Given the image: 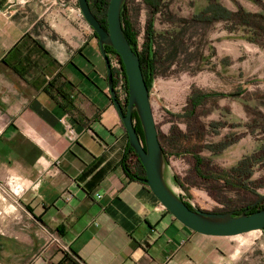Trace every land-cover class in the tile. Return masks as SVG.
Wrapping results in <instances>:
<instances>
[{"label":"crops","instance_id":"crops-1","mask_svg":"<svg viewBox=\"0 0 264 264\" xmlns=\"http://www.w3.org/2000/svg\"><path fill=\"white\" fill-rule=\"evenodd\" d=\"M205 2L193 18L237 11ZM26 35L47 55L30 42L12 52ZM99 53L77 0H0V264H226L213 237L180 225L124 172L128 138ZM57 75L73 86L74 111L48 88ZM10 179L24 190L14 195Z\"/></svg>","mask_w":264,"mask_h":264},{"label":"rangeland","instance_id":"rangeland-1","mask_svg":"<svg viewBox=\"0 0 264 264\" xmlns=\"http://www.w3.org/2000/svg\"><path fill=\"white\" fill-rule=\"evenodd\" d=\"M240 1L260 10L249 0L221 3L235 11ZM205 5V0H163L152 16L143 0H126L125 15L137 34L139 50L153 21L156 76L150 103L164 150L167 184L196 210L236 212L256 202V195H264V33L233 23H197L193 15ZM255 39L261 45L251 42ZM99 57L106 80L100 53ZM108 58L118 73L117 58ZM210 93L218 96L193 109L194 95ZM226 143L230 145L219 151ZM251 155L259 163L246 183L248 189L228 187L226 175ZM195 157L202 161L200 166ZM205 239H214L226 264H264V231Z\"/></svg>","mask_w":264,"mask_h":264},{"label":"water","instance_id":"water-1","mask_svg":"<svg viewBox=\"0 0 264 264\" xmlns=\"http://www.w3.org/2000/svg\"><path fill=\"white\" fill-rule=\"evenodd\" d=\"M126 0H110L107 11V28L101 26L93 15L88 0H77L78 9L85 22L96 34L100 54L106 68L110 99L128 136L130 148L145 171L143 184L160 205L183 227L205 237L230 238L254 231H264V209L252 214L208 213L190 210L166 182L165 157L158 139V131L150 103V93L143 78L140 60L126 39L120 13ZM104 47L112 48L120 58L127 81L128 98L125 110L117 99L112 68ZM140 122L143 140L137 134L133 113ZM264 200V195L253 204Z\"/></svg>","mask_w":264,"mask_h":264},{"label":"trees","instance_id":"trees-1","mask_svg":"<svg viewBox=\"0 0 264 264\" xmlns=\"http://www.w3.org/2000/svg\"><path fill=\"white\" fill-rule=\"evenodd\" d=\"M162 1L163 0H143V4L150 10V13L152 16L156 15L161 7H162ZM253 2L256 5H259L260 8L262 9L263 13L262 14H250L245 12L242 8H238L236 12H230L222 7L217 8L216 10L212 11L209 14V19L204 21L202 18L200 19H195L196 22H214V21H226L229 23H233L236 26L239 27H244V28H250L254 29L255 31H258L259 33H264V3H262L261 0H249ZM89 7L93 13V15L96 17L98 22L101 24L102 27L107 28V11L109 7L110 0H88ZM125 3L124 2L121 13H120V18H121V23L123 27V32L128 40L129 44L133 46V50L135 53L138 55L139 60H140V66L143 74L144 81L146 83V86L148 88L149 93L151 92L153 81L156 76V69H155V64H156V56L155 53L152 50V29H153V21H149L147 25V30H146V41L143 43L141 50L138 49V38L137 34L135 33L130 21L128 18H126L125 15ZM95 39L96 34L93 32ZM257 38L258 35H255ZM27 42H30L33 44L37 50L43 52L45 55H47L44 50L42 49L40 43L34 39H32L29 35H26L19 43L14 47L12 52L18 51L25 46ZM253 44L256 45H261V43L258 42L257 39L251 41ZM264 46V45H263ZM105 54L109 57L110 55H113L117 58L119 67H120V74L123 77V91L125 94V99L123 101H119L122 108L125 110L126 104H127V98H128V89H127V81L125 77V72L123 65L121 63L120 58L116 55L115 51L110 48V47H104ZM7 63L6 59H4V63ZM20 73V72H18ZM112 75H113V84L114 88H116V75L115 71L112 69ZM48 88L51 90H54L56 92V95L59 97L61 100L64 109L67 112L74 111V105L73 101L70 98V93L73 91V86L70 84L64 77L61 75H57L52 81L48 83ZM217 97L218 95L214 93L210 94H201V95H194L191 99V106L196 108L197 106L201 105L203 101L210 97ZM220 96V95H219ZM229 95H227L228 97ZM134 121V127L136 129L137 134L140 136V138L143 140V133H142V128L140 125V122L138 120L137 115L135 112L133 113L132 117ZM127 136V134H126ZM128 138V136H127ZM158 139H159V134H158ZM160 142V139H159ZM161 145V143H160ZM230 144L222 145L219 149V151L227 148ZM162 147V145H161ZM163 150V148H162ZM164 153V150H163ZM196 160V166L201 165V160L198 157H195ZM259 163V158L251 155V156H246L242 158L235 167H233L229 173L230 175H226L227 177L224 178L225 184L233 189L236 190H247L248 185L246 184L247 181L252 177V169ZM122 167L124 169V172L126 175L132 179H137L138 181H143L145 179V171L139 162L137 156L133 152V150L130 148V146H127L126 153L123 156L122 159ZM230 182L227 181V179ZM257 200L260 195H256ZM183 200L182 198H180ZM186 206L190 210H196L194 209L189 203L185 202ZM255 203V202H254ZM254 203L244 207L243 209L236 211V212H231L234 216L235 215H240L242 213H245L247 215L252 214L254 212H257L259 210L264 209V200L257 205H253ZM59 264H76L75 261H72V259H69L67 256L64 257V259L59 263Z\"/></svg>","mask_w":264,"mask_h":264},{"label":"built area","instance_id":"built-area-1","mask_svg":"<svg viewBox=\"0 0 264 264\" xmlns=\"http://www.w3.org/2000/svg\"><path fill=\"white\" fill-rule=\"evenodd\" d=\"M109 61H110V64L113 63L111 58H109ZM118 66H119V63H118ZM117 74L118 75H116L115 80H118V85H116V88H114V89L116 91L117 98H119L120 101H123L125 99V94H124V91H123V77L120 74V68H119V72ZM67 133L69 135H74L73 129L70 126H68ZM9 186H11V192L14 195H17V194H19L20 192H22L24 190V185L20 181H18L16 179H10Z\"/></svg>","mask_w":264,"mask_h":264},{"label":"bare ground","instance_id":"bare-ground-1","mask_svg":"<svg viewBox=\"0 0 264 264\" xmlns=\"http://www.w3.org/2000/svg\"><path fill=\"white\" fill-rule=\"evenodd\" d=\"M255 232V231H254ZM251 233V232H250Z\"/></svg>","mask_w":264,"mask_h":264}]
</instances>
